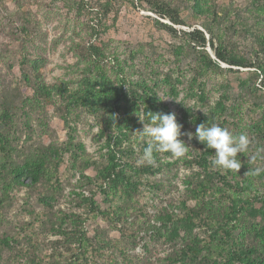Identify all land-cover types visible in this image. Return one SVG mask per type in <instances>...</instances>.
<instances>
[{
	"label": "rangeland",
	"instance_id": "1",
	"mask_svg": "<svg viewBox=\"0 0 264 264\" xmlns=\"http://www.w3.org/2000/svg\"><path fill=\"white\" fill-rule=\"evenodd\" d=\"M204 1L0 0V264H264V172L246 173L264 161L238 153L237 173L213 169L214 150L181 136L188 157L136 163L138 116L159 112L264 150V0H212L214 14ZM94 60L122 86L118 113L86 92ZM32 161L45 163L38 182H15L12 168ZM210 180L221 191L199 195ZM246 203L241 224L205 226Z\"/></svg>",
	"mask_w": 264,
	"mask_h": 264
},
{
	"label": "clouds",
	"instance_id": "2",
	"mask_svg": "<svg viewBox=\"0 0 264 264\" xmlns=\"http://www.w3.org/2000/svg\"><path fill=\"white\" fill-rule=\"evenodd\" d=\"M159 100L163 101L169 96H161L157 94ZM143 127L137 130L139 139L146 141V146L143 148V154L136 161L138 166L145 164L151 165L154 163V153H171L176 159L189 156L190 145L186 144L181 136H187L191 141L193 136L206 149H213L214 155L209 158V163L213 169H219L224 172H238L241 168V160L238 158V153H242L249 157V164H255L257 159L264 161V155L257 151L255 154H249L252 138L246 132L235 133L226 127H223L218 122L210 125L200 123L196 126L195 133L182 132V124L177 122L176 114L169 112L167 114L159 112L152 113L149 117V122L146 123L144 116H138ZM190 158V157H189ZM264 172V167L249 168L246 172L252 176H259Z\"/></svg>",
	"mask_w": 264,
	"mask_h": 264
},
{
	"label": "trees",
	"instance_id": "3",
	"mask_svg": "<svg viewBox=\"0 0 264 264\" xmlns=\"http://www.w3.org/2000/svg\"><path fill=\"white\" fill-rule=\"evenodd\" d=\"M65 1V0H64ZM89 2H96L98 0H86ZM191 1H197L200 0H191ZM84 2V0H75V3L77 5V8H81V4ZM206 8L211 13H216L215 9V3L213 4L212 0H205L204 1ZM212 3V4H210ZM154 10L158 11L163 14V10L165 8L158 6V4H154ZM165 11V10H164ZM192 33L199 34V39L201 44H205L206 40L202 33V31L195 29ZM210 34V40L214 38L211 32ZM215 56L217 59H219L222 62H227V59L224 57V55L221 53V50L219 48L215 49ZM95 61V62H94ZM95 63V69H94V75L91 77V80H89L87 86H86V92L88 93V96L91 98L92 101L96 102H103L105 106L113 113H118L122 110L124 106V102L128 101L125 97V93L122 90V86L119 83H116V85L110 80V78L107 75V71L105 70V67L94 60ZM231 64L234 62L230 61ZM258 130L261 132V124L258 123L254 132ZM44 165L45 163L43 161H32L25 163L23 166H16L13 167L11 172L13 176V180L15 182L21 181L20 178L22 176H27L30 178L31 183H36L39 180V174L41 171H44ZM110 178V175L108 176V179ZM221 191L220 186L216 185V183L213 182V180H210L209 183L206 184V186L201 187V190H199L197 193L199 195H202L205 197L207 194L210 193H217ZM264 202V201H263ZM250 209V210H249ZM213 210V209H210ZM250 211H254V205H249L246 203L244 205L243 210L241 209L240 212H235V215L231 216L232 218H228L227 214L218 213V211H215V214L213 217H209L203 220L205 226L208 225V227H216V231L219 230L221 233L225 232V230L231 229L232 223H239L241 224V217L243 214H247ZM217 217L215 218L214 216ZM237 225V224H236ZM228 240H223L220 245H222L223 248L227 249L225 252H230L231 255H235L240 260H245L248 263L252 260L248 258V254L244 253L241 250H238V248H235Z\"/></svg>",
	"mask_w": 264,
	"mask_h": 264
}]
</instances>
